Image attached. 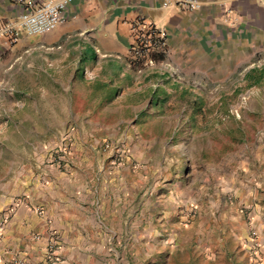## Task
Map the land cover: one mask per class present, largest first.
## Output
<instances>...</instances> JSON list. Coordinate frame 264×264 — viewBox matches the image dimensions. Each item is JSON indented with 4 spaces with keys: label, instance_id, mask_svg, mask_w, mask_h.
Returning <instances> with one entry per match:
<instances>
[{
    "label": "rangeland",
    "instance_id": "374dc122",
    "mask_svg": "<svg viewBox=\"0 0 264 264\" xmlns=\"http://www.w3.org/2000/svg\"><path fill=\"white\" fill-rule=\"evenodd\" d=\"M165 66L134 65L171 82L134 78L107 112L67 113L41 76L0 83V186L19 174L42 188L56 169L91 187L97 220L78 227L97 237L93 256L80 250L88 264H263L244 242L253 227L264 238V51L224 80Z\"/></svg>",
    "mask_w": 264,
    "mask_h": 264
},
{
    "label": "crops",
    "instance_id": "0c3cea01",
    "mask_svg": "<svg viewBox=\"0 0 264 264\" xmlns=\"http://www.w3.org/2000/svg\"><path fill=\"white\" fill-rule=\"evenodd\" d=\"M22 10L14 0H0V83L19 81L24 73L33 87L41 76L44 94L59 98L62 105L66 97L69 114L89 113L92 107L107 112L116 98L129 96L134 78L171 82L168 76H136L128 67L142 19L166 31L168 55L151 54L138 65L166 62L187 80L195 75L224 80L237 67L252 65L264 51V0H72L64 24L39 36L19 31L14 41L7 26L19 21ZM80 84L85 91L78 89ZM144 90L145 96L162 94L161 88L146 84ZM70 98L86 99L85 105L81 102L84 110H77ZM51 170L45 175L50 183L42 188L31 179H19V174L7 188L0 186V264H88L85 256L98 250L91 230H78L82 223L95 225V193L76 184V176L65 180L63 172ZM8 209L9 216L2 219ZM259 213L264 227L261 208ZM80 250L87 254L80 256Z\"/></svg>",
    "mask_w": 264,
    "mask_h": 264
},
{
    "label": "built area",
    "instance_id": "2783aa9c",
    "mask_svg": "<svg viewBox=\"0 0 264 264\" xmlns=\"http://www.w3.org/2000/svg\"><path fill=\"white\" fill-rule=\"evenodd\" d=\"M14 2L23 6L19 21L15 25L7 26V31L12 34V39L15 41L18 38L19 31L24 30L29 35L39 36L45 35L64 24L67 19L66 9L72 0H42L39 2L14 0ZM189 2L192 6L196 5V1ZM167 48L166 31L156 23L142 19L136 27L134 43L127 56L128 67L132 68L151 54H159L166 57L168 55ZM146 65L154 66L155 61L149 60ZM161 65L170 67L166 62ZM138 71L141 72L142 70ZM171 76H174V73H171ZM244 246L251 259L259 262L264 249L262 233L255 227L250 229Z\"/></svg>",
    "mask_w": 264,
    "mask_h": 264
}]
</instances>
